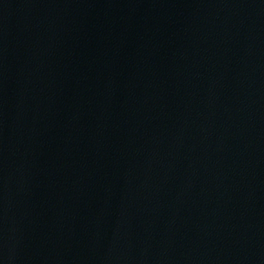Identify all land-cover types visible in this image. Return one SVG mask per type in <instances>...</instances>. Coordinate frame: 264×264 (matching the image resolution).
Returning <instances> with one entry per match:
<instances>
[{"label":"water","instance_id":"water-1","mask_svg":"<svg viewBox=\"0 0 264 264\" xmlns=\"http://www.w3.org/2000/svg\"><path fill=\"white\" fill-rule=\"evenodd\" d=\"M0 264H264V0H0Z\"/></svg>","mask_w":264,"mask_h":264}]
</instances>
